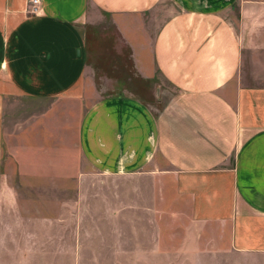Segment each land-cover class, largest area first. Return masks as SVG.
<instances>
[{
	"label": "crops",
	"instance_id": "1",
	"mask_svg": "<svg viewBox=\"0 0 264 264\" xmlns=\"http://www.w3.org/2000/svg\"><path fill=\"white\" fill-rule=\"evenodd\" d=\"M27 8L28 0H0V264H264V0H41L37 13ZM106 17L162 104L124 94L82 112L78 148L92 170L76 171L73 201L45 196L58 185H14L2 152L4 97L79 98L87 27ZM24 156L19 163L31 161ZM33 161L19 164L18 177H67L62 157L54 168ZM83 173L92 194L96 176L139 183L124 182L122 207L103 208L111 216L89 217ZM121 190L106 188L118 201Z\"/></svg>",
	"mask_w": 264,
	"mask_h": 264
},
{
	"label": "rangeland",
	"instance_id": "2",
	"mask_svg": "<svg viewBox=\"0 0 264 264\" xmlns=\"http://www.w3.org/2000/svg\"><path fill=\"white\" fill-rule=\"evenodd\" d=\"M167 5L168 3L165 2L164 8ZM99 19V22L87 27L85 53L89 66L85 81L79 88V91L81 90L79 98L74 96L67 99L37 100L12 93L4 97L2 152L3 158L8 160L6 163L4 161V168L10 172H8L9 181L14 185L20 184V186H47L49 183L51 186L58 185L61 190H53L51 195H45L52 197L53 201L56 199L73 201L75 187L78 185H76V177H74L76 171L91 172L92 170L80 156L77 137L79 120L87 107L103 97L126 94L134 96L155 109L160 107L165 98L155 91L156 84L154 82L145 80L136 73L129 45L110 18ZM262 61L264 62V59ZM171 90L169 89V91ZM24 155H29L31 161L19 163L18 158L25 157ZM61 157L63 160L61 168L67 169L68 173L66 178L18 177L19 164H34L33 160L35 159L51 160V165L54 168L55 165L60 166ZM42 166L40 163L38 169H41ZM95 180L99 185L94 182L97 185V190L92 194L91 174L83 173L81 200L88 206H94L92 210L85 211V215L99 218L112 215L113 211L103 210L110 201V205L119 202L122 207L125 181L131 180L133 186L139 183L138 178L132 177L124 180L123 176L118 178L96 176ZM109 184L115 188L118 185L121 186L119 201L118 194L115 200L109 199L110 193L106 191ZM98 190H101L99 194H97ZM43 195V193L36 192L31 196L38 199ZM131 216L140 218L139 210L133 209ZM116 217L122 218L123 210L117 211ZM162 222L164 232L171 233V219L167 214L162 218ZM132 229L134 232L139 227L133 225ZM170 261L171 258L166 259L165 264H170Z\"/></svg>",
	"mask_w": 264,
	"mask_h": 264
},
{
	"label": "built area",
	"instance_id": "3",
	"mask_svg": "<svg viewBox=\"0 0 264 264\" xmlns=\"http://www.w3.org/2000/svg\"><path fill=\"white\" fill-rule=\"evenodd\" d=\"M41 0H28V13L35 14L37 13Z\"/></svg>",
	"mask_w": 264,
	"mask_h": 264
},
{
	"label": "trees",
	"instance_id": "4",
	"mask_svg": "<svg viewBox=\"0 0 264 264\" xmlns=\"http://www.w3.org/2000/svg\"><path fill=\"white\" fill-rule=\"evenodd\" d=\"M87 58V57H86Z\"/></svg>",
	"mask_w": 264,
	"mask_h": 264
}]
</instances>
